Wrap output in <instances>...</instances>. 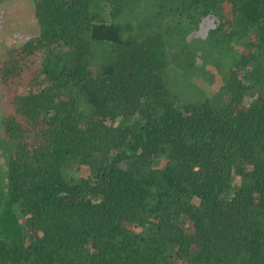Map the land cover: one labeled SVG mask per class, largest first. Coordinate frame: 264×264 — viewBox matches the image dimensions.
Segmentation results:
<instances>
[{"label":"trees","instance_id":"1","mask_svg":"<svg viewBox=\"0 0 264 264\" xmlns=\"http://www.w3.org/2000/svg\"><path fill=\"white\" fill-rule=\"evenodd\" d=\"M3 9L0 264H264V0Z\"/></svg>","mask_w":264,"mask_h":264},{"label":"rangeland","instance_id":"2","mask_svg":"<svg viewBox=\"0 0 264 264\" xmlns=\"http://www.w3.org/2000/svg\"><path fill=\"white\" fill-rule=\"evenodd\" d=\"M20 3H21V0H0V11L2 10L5 11L3 8H9L10 6L15 7L16 4L20 5ZM26 13H27V10L24 11V15L23 13L18 14L17 20L19 21V24L21 25L22 28H25V25L27 22L25 20ZM212 22L213 21H209V20L204 21L203 23H201V26L208 28L212 24ZM11 25L12 24H10V26ZM3 29H8V27H3ZM5 34L6 35L0 34V62L5 59V51L3 50L4 47L8 46L12 50L13 45L17 46L20 43V41L23 39V33L21 32L19 28L18 29L15 28V25H14V30H12L11 32L6 31ZM26 35L28 36L29 34H26ZM4 98L5 97L0 95V108L3 103ZM1 110L2 108L0 109V131L2 128L1 126L2 111ZM9 153H10V149L7 146L4 147L0 145V176L5 173L4 171L7 167V158H8Z\"/></svg>","mask_w":264,"mask_h":264}]
</instances>
